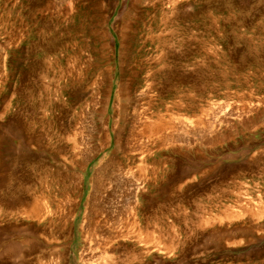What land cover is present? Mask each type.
<instances>
[{"label":"rangeland","instance_id":"obj_1","mask_svg":"<svg viewBox=\"0 0 264 264\" xmlns=\"http://www.w3.org/2000/svg\"><path fill=\"white\" fill-rule=\"evenodd\" d=\"M0 264H264V0H0Z\"/></svg>","mask_w":264,"mask_h":264},{"label":"bare ground","instance_id":"obj_2","mask_svg":"<svg viewBox=\"0 0 264 264\" xmlns=\"http://www.w3.org/2000/svg\"><path fill=\"white\" fill-rule=\"evenodd\" d=\"M160 122H162V120H160ZM162 123H163V122H162ZM162 123H161V124H162ZM154 124H155V122H154ZM142 125H143V124H142ZM144 125H145V124H144ZM144 125H143V126H144ZM160 126H161V125L158 124V125H156V126H154V125H153V126H152V125H149V126L147 127V124H146L144 127H147V130H148L149 132H156V131L159 129ZM162 126H163V125H162ZM165 126H166V124H165ZM163 127H164V126H163ZM163 127H161L160 130H162ZM164 128H165V127H164ZM164 128H163V129H164ZM161 132H162V131H161ZM161 134H162V133H161ZM143 135H144V134H143ZM144 136L146 137V134H145ZM163 136H164V135H163ZM146 138H147V137H146ZM35 202H36V201H35ZM40 203H41V202H40ZM34 205H36V204H34ZM34 205H33V206H34ZM40 205H41V204H40ZM33 206H31V207H33ZM37 206H38V205H37ZM29 207H30V205H29ZM42 208H43V207H42ZM29 210L31 211V209H29ZM33 210H34V208H33ZM33 210H32V211H33ZM36 210H38V208H37ZM36 210H34L33 213H35ZM30 211H29V213H30ZM41 211H42V210H41ZM24 213H25V212H24ZM29 213H28V214H29ZM25 214H27V213H25ZM38 214H40V213H38ZM30 216H31V213H30ZM37 216H39V215H37ZM35 217H36V216H35ZM145 229H146V228H145ZM147 239H148V238H147ZM150 239H151V238H150ZM148 241H149V239H148ZM151 241H152V240H151ZM158 241H160V240H158ZM143 242H144V241H143ZM149 242H150V241H149ZM149 242H148V243H149ZM144 243H145V242H144ZM146 243H147V240H146ZM151 243H152V242H151ZM157 245H158V244H157ZM158 246H159V245H158ZM105 250H106V249H105ZM114 251H115V250H114ZM132 260H133V259H132ZM132 260H131V262H132ZM127 262H128V261H127ZM129 262H130V261H129ZM129 262H128V263H129ZM125 263H126V262H125Z\"/></svg>","mask_w":264,"mask_h":264}]
</instances>
